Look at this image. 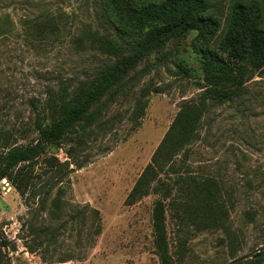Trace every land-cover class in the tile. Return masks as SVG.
I'll use <instances>...</instances> for the list:
<instances>
[{
	"label": "rangeland",
	"instance_id": "374dc122",
	"mask_svg": "<svg viewBox=\"0 0 264 264\" xmlns=\"http://www.w3.org/2000/svg\"><path fill=\"white\" fill-rule=\"evenodd\" d=\"M208 1L221 21L211 40L189 31L151 52L93 107L96 119L0 181L6 264H160L152 231L158 196L134 205L127 199L178 113L211 88L206 51L219 49L234 0ZM244 1L264 10V0ZM3 14L13 32L0 36V154L7 132L14 146L37 140L32 103L49 124L62 89L90 83L119 60L89 41V29L118 39L106 0H0ZM41 14L55 16L58 29L27 24ZM236 88L224 104L208 100L195 139L161 174L171 185L166 226L174 264H229L264 246L263 70L248 68ZM209 181L222 193L213 206L201 193ZM212 211L219 212L215 223L207 218ZM36 239L43 248L32 245Z\"/></svg>",
	"mask_w": 264,
	"mask_h": 264
},
{
	"label": "trees",
	"instance_id": "16d2710c",
	"mask_svg": "<svg viewBox=\"0 0 264 264\" xmlns=\"http://www.w3.org/2000/svg\"><path fill=\"white\" fill-rule=\"evenodd\" d=\"M211 10L208 0H106V11L115 23L118 39L102 36L89 29V41L101 53L119 59L118 62L76 90L71 91L68 86L62 89L58 99L53 102L56 108L49 124H46L47 114L38 111L35 103H32L38 138L32 144L14 146L10 144L11 134L7 132L0 154V181L11 179L14 170L34 164L51 146H59L69 134L77 133L79 128L96 119L99 113L92 111L93 107L151 52L189 31H197L211 40L221 28V21ZM55 18L51 14H41L26 22L34 30H46L47 24L56 30ZM227 23L221 32L219 49L208 47L203 63L206 80L211 88L198 103L192 101L178 113L127 199L128 205H134L149 195L158 196L152 213V231L160 264H174L166 226V203L171 195V185L162 181L161 174L195 139L208 100L218 105L224 104L232 98L248 68L264 72L262 6L255 1L234 0ZM12 32L10 16L3 14L0 16V36L5 37ZM146 107V104L143 105L140 113L144 114ZM58 168L59 174L65 173L62 164ZM212 182L201 185L202 197L210 206L222 199L220 187L212 186ZM15 186L20 189L18 185ZM62 202L61 198L53 202L55 212L61 209ZM218 213L212 211L207 218L215 223ZM32 245L43 248L44 243L36 239ZM4 246H8V243H4ZM263 260L260 258L247 264H260Z\"/></svg>",
	"mask_w": 264,
	"mask_h": 264
},
{
	"label": "water",
	"instance_id": "95a60500",
	"mask_svg": "<svg viewBox=\"0 0 264 264\" xmlns=\"http://www.w3.org/2000/svg\"><path fill=\"white\" fill-rule=\"evenodd\" d=\"M4 247H5L4 242L2 241L0 237V264H6V254L4 253ZM262 250H264V246L257 249L254 253H251L250 255H247L241 259L235 260L229 264H247L248 262L252 260L263 258L264 252L261 253Z\"/></svg>",
	"mask_w": 264,
	"mask_h": 264
}]
</instances>
